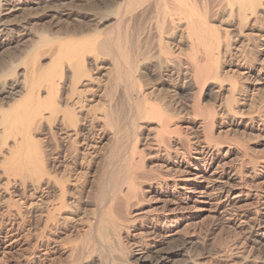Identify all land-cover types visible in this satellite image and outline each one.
<instances>
[{"label":"rangeland","instance_id":"1","mask_svg":"<svg viewBox=\"0 0 264 264\" xmlns=\"http://www.w3.org/2000/svg\"><path fill=\"white\" fill-rule=\"evenodd\" d=\"M24 1L29 3L23 4L20 10H15L10 15L4 16L2 15L4 12H0V25L3 24L0 28L1 69L6 67V63L10 61H14V63H19V61L24 63L25 61L26 66L24 68L30 67V64L27 66L26 59L33 54L37 55V53L38 55L42 54V59L39 58L40 60L38 59L39 61L36 64H39V67L42 66L41 69L44 68L43 66L49 63L50 58L53 59L50 53L52 52L55 55L58 52L57 49L60 43L55 41L53 43L55 46L52 44L53 47H51V40L48 39L47 43L49 45L45 43L48 45L45 46V44L37 43L39 38L46 33L45 38L50 37L53 39L61 33V29H58V27L62 26V29H66L69 27V23L72 27L79 22L87 24L88 20L82 18L87 17L95 3L99 2V0H53L50 4L46 3V0H39L40 2L37 0H22V2ZM123 1L118 0L117 2L122 4ZM67 4L69 5L66 7ZM63 6L64 8H62ZM69 6H72V8H68ZM45 7L46 9H44ZM55 11L68 14V16L56 15ZM50 14L51 16H49ZM50 17L51 19H49ZM58 21L61 22L58 23ZM111 21L113 20H104L99 24L97 40L102 39L103 36L101 35L109 28L113 27L112 30L118 32ZM260 24V21L257 23L254 20L250 21L248 27L244 28L241 35L238 34L236 41L232 43L230 55L219 58L218 64L223 75L222 81H206L205 87L211 88L212 91L208 96L201 95L202 108H200L201 106L195 108L192 105L193 99L198 98L196 91H189L191 94L188 92V94H183L184 96L181 95L180 102H182V105L180 104L178 108L179 114L174 118L176 120H172L169 124L171 126H168V131L170 130L169 133L167 131L168 134L159 128L160 125L155 123L156 120H153L154 122L150 121L151 123L139 120L138 127L141 125V129L131 127L134 131L132 132L134 135L131 136L132 129L129 128L131 126L129 124L130 115L126 116V114L133 113L134 105L130 106V104H133L138 96L132 91V94L131 92L127 94L128 97L122 94L123 89L127 86L124 79L117 82V87L115 86V81L111 77L115 79L116 72L112 69V62L109 58H105L106 62L104 61L103 67L101 66V69L98 70L100 71L98 72L100 75L96 79L98 82L94 81L95 84L92 82L93 85L91 86L83 80L82 84L77 86L78 92H84L80 96H85V98H81L78 93L76 94L80 97L82 103L75 104L78 101L76 95H72L67 100L66 107L62 103L63 108H65L62 110L72 108L79 120L82 119L81 121L88 122L89 127L88 125L87 127L90 132L88 131L86 146L79 148L76 153L71 150L74 139L73 127L70 128L71 126L69 127L68 123V128L65 127L66 124H58L61 114L57 115L58 119L56 118L54 123V125L56 123L59 125V131H57L56 136L50 137L48 135V138H51L50 140L47 138L48 133H45L48 132L46 124L41 127L44 131H32L34 140L41 150L38 149L42 152L43 157H46L43 165V168L47 166V168H44L45 175L42 173L38 176L39 168L37 167L30 169L27 166L30 171L26 172L27 169L22 167L20 161H15L16 158L13 160L18 155L19 150L22 149V142H19L20 139L22 141V137L19 134V136L15 135L14 137L16 141L19 140L17 146L22 145L18 148L17 143L12 138L13 135L8 138L5 131L2 135V129L5 130V125L3 126L1 123V116L3 115L0 112V144L3 140L6 143H3V146L1 144L2 147L0 146V264H85L87 257L88 260L97 259L100 255H97L99 250L102 253L99 259H102L105 264H118L119 260L123 264H134L130 260H126L127 256H138L143 252L145 246L147 247V244L148 247H151L160 243H163V248L168 249V251H176L181 245L184 246L185 243H190V245H185L187 249L185 248L184 251L188 253L189 260H192L195 264H264V254L261 246L255 244L249 238V233L255 230H258L264 236V29L262 30ZM181 33H183V30ZM70 36H68V39L70 38L73 41L81 39V36L78 35L74 37L70 34ZM182 36H184V33ZM182 41L185 40L182 39ZM36 43L39 44V47ZM74 46L85 49L87 43L83 46L81 44H74ZM78 48L77 50H79ZM184 48L186 50V44L183 45ZM45 50L47 51L45 52ZM43 52L47 55H44ZM89 54H85V56H89H86L87 59L93 58L92 54ZM54 58L57 63L56 66L60 65L57 66L58 69L55 72H53L54 69H51V72L50 70L47 71L49 73L45 72V77L41 80L40 86L41 89L44 86L43 90H46L44 89L46 88V82L43 83L45 78L58 74L60 67L64 68L63 71L61 70L62 75L68 76L71 74V65L69 64H73L77 60V58L70 60L71 57L68 56L67 59L63 56L62 59L61 57ZM180 58L183 61V66L177 70L178 72L170 66H166L161 57H153L148 62L149 64L146 63L147 65H144V67L148 69L145 73L138 69L136 73L138 75H134V77H138L143 86L141 89L142 95L144 93V95L150 96L153 91L158 93L161 92L160 90L168 89V96H173L174 93L178 92V87L182 82L190 81L192 79V69L188 67L187 62L184 63L185 57ZM139 60L141 61V57L138 58ZM27 61L30 63L31 59L28 58ZM158 63L159 66H155ZM150 64L154 67L152 68ZM160 65H162L161 72L159 70ZM21 66L23 68V64ZM110 69H112V74L109 75ZM184 71L186 76L182 77L181 73H185ZM37 75L38 79H41L39 78V71H34L31 80H34L33 78L38 80ZM178 77L182 81L179 82ZM164 78L165 81L163 82ZM109 80L112 81L109 83ZM233 83L235 85L234 89L230 87ZM159 85L163 87H159ZM65 86L62 87V91L60 89V92L61 95L65 94L63 96L68 98L70 96L68 90L70 89ZM111 86L115 90H111ZM40 88L39 96L44 98L46 92H42ZM93 88H95L94 91ZM86 90L93 93H88ZM19 92L18 96L16 94L13 97L0 100V110L7 112L9 110L8 105L20 100L19 96L23 93L22 89ZM108 98L110 102H108ZM113 100L115 104L111 103ZM68 104L73 106L69 107ZM110 106L116 108V111L119 109L116 112L117 120L111 121L113 126L109 125V122L107 123L103 116V111L110 109ZM122 106L126 107V110L131 107V111L127 113ZM122 109L123 111H121ZM119 111L121 113H118ZM44 113L43 115L46 116L47 112ZM119 114L121 117H119ZM101 116L104 119H101ZM62 125L64 128H62ZM107 126H110L112 132ZM112 127L115 129V134ZM102 128H105L104 131ZM162 133H166V135ZM161 138L162 142L160 141ZM54 139L57 142L53 141ZM53 144L55 147H53ZM135 144L136 146H134ZM13 148H16L14 152H12ZM131 148L136 149L138 153H134ZM207 150L210 151L209 154L205 153ZM71 151L73 152L71 153ZM11 154H13V158ZM130 155L133 156V159ZM19 156L24 162L22 155H18L17 158ZM126 168L127 170H125ZM29 172H33L36 178L31 176ZM185 178H188L187 183ZM52 181L53 183L60 182L62 184L60 186L67 190L65 191L66 196L63 197L64 201L62 200V210L60 206L61 197L58 198L61 189V187H58L60 183L55 185L56 183L53 184ZM25 183L27 185L29 183V187ZM23 186H26V188H23ZM57 187L60 188L59 191ZM122 193L128 197L127 200ZM117 194L124 197V199ZM111 195L114 196L113 199ZM111 199L113 200L112 205L110 204ZM117 201L121 203L118 202L119 204L116 205ZM108 207H110L109 210H107ZM105 209L107 217H104V219L105 212L103 213V211ZM117 209L123 210L119 212ZM124 211L125 215H123ZM108 215L112 216V223L107 220ZM118 216L121 217V222L124 221L123 223L127 227H124L125 225L118 220ZM103 219L108 223L104 224ZM116 221L117 223H115ZM118 223L122 225L120 226ZM90 224L92 226H89ZM106 224L108 226H104ZM88 226L91 227L89 232L87 230ZM101 226L106 227L105 231L109 229L108 232L114 227L117 232V230H121L122 226L123 229L126 228L127 230L122 229L121 232H117V237L110 234L109 242H111V246H108V248L105 242L99 239L101 237L100 233L104 231L100 229ZM115 239H118V243H114ZM184 241L186 242L184 243ZM191 243L193 244L191 245ZM123 245L125 248H122ZM98 246H102V249H98ZM119 249H121V255H118L120 253ZM123 249L126 250V255L122 251ZM183 259V257H178L169 264H182ZM141 264H148V262Z\"/></svg>","mask_w":264,"mask_h":264},{"label":"bare ground","instance_id":"2","mask_svg":"<svg viewBox=\"0 0 264 264\" xmlns=\"http://www.w3.org/2000/svg\"><path fill=\"white\" fill-rule=\"evenodd\" d=\"M37 1H39V0H37ZM52 1L53 0H46V3H50L51 4ZM117 1L116 0H99V2L97 4L95 3L93 9H91V12H89L90 14L88 13L89 15L87 17H83L82 18L83 20L84 19L88 20L87 24H82V22L78 23L76 21L78 24H76V26L73 25L74 27H72L70 25V23H69V27L71 26V29L69 27H67L69 29H67V28L66 29H62V26L60 28L57 26L58 29H61V33H59L58 36L53 37V39H55L54 42H52L53 39H51L49 36H48L49 38H45V34L46 33H44L43 34L44 36H41V37L39 36L40 35L39 34L38 36L40 38L37 36V38H39V42L36 41L37 43H40V44L42 43V45L46 43V44L49 45V43H47L48 39L51 40L50 41V46L53 43H55V41H59V43H60L59 44V48L57 49L58 52L56 51L57 53L55 55H53L54 53L52 54V52H51L50 53L52 55L51 56L49 54L50 51L48 52V54L53 59L50 58L49 63L46 66H43L44 68L41 69L42 66L39 67V64H36L40 59H42V57H41L42 54L38 55V53H37V55L33 54L31 57L30 56L28 57L29 59H31L30 63H28V61H27L28 58L26 59L27 66H28V64H30L31 65V66L29 65L30 67L24 68L26 66L25 61H24V63H22V61H19V63H14V61H10L9 63H6L7 64L6 67H4L2 69L0 67V79H2L0 81V100H3L5 98L13 97L16 94L18 96L19 95L18 93H20L19 91L21 89L23 91V93H21L20 96H19L20 100H16V102H14L13 104L8 105L9 106V110L7 112H3L2 110H0V112L3 115V116H1V118H2L1 119V123H2L3 126L5 125V130L2 129V133H3V131H5V135L7 134L8 136L6 135V137H8V138H9V136L11 137L12 135H13L12 138H14L15 135L16 136L21 135V137H22V141H21L20 138H19L20 141L19 140L16 141L15 138H14V142H16V143L18 141L20 143L22 142L23 146L21 144L20 145L22 146L23 150L22 149H20V150L18 149L20 147V145L17 146L18 143L16 144V146L18 147L17 149L19 150L18 155H22V158L24 159L23 160L24 162H22V160L20 159L21 158L20 156L17 158L18 155L16 157L13 156L14 157L13 158L12 157L13 154H11V157L13 158V160L16 158L15 161H17V162L20 161L21 162L20 164L22 165V167H25V169H27L26 172L30 171V170H28V168L32 169L33 167H37V168H39L38 176L40 174H42V173H43V175H45L44 174V168H47V166H45L43 168V165L45 164L44 162L46 161V157L45 158L43 157L42 152L40 151L41 149L38 147L37 142L34 140V136H33L32 131L35 130V131L39 132V131L42 130L41 127H43V125L45 126V124H46L47 125V129H48V132H45V133H48L47 134V138H48V135L50 137H53V135L56 136L57 135V131H59V125H57V123H56V125H54V123H55V120H56L58 114H61V116H59V119L57 118L59 120L58 124H60V123L62 124L63 123V124H66L65 127H67V123H68L69 127L71 126L70 128L73 127L72 128L73 130L72 129L71 130L73 131L72 134L74 136V139H73V142L71 141L72 139L70 140L73 143V144H71V150H73L76 153V151H78L79 148H82V147L86 146L85 144H87V143H85V142L88 141L86 139H87V136H88V131L90 130V129L88 130V127H89L88 122L87 121H81L82 119L79 120L78 116L75 115L76 112H74V109H72V108H71L72 110L71 109L68 110L69 109L68 107H67L68 109L66 108L67 110H62V109H65V108H63V104L66 107L67 106V100H69L72 95H76L78 93V95L80 96L82 93H84L82 91L78 92L79 90L77 91V86L81 85L83 80L87 81L88 84H91L92 82L97 81L96 79H98L97 77L100 75L98 73L100 71H98V70L101 69L100 67L102 66V64H104L105 58H107V59L109 58L111 60L112 69H114V71L116 72V78L113 79L111 77V79L115 81L114 82L115 86L117 87V82H119L122 79H124V80H126L125 83H127L126 84L127 86L124 89H123V86H122V89L124 91L122 94L124 96L128 97L127 94L132 91L135 94H137V96H138L137 100L134 101V103L132 101L133 104H130V106L134 105L133 106L134 109L132 110L133 113L126 114V116L130 115V123L129 124L131 126L129 125L130 126L129 128L132 127V128L141 129L140 128L141 127L140 124H139L140 127H138V122H140L139 120H145L146 121V122L144 121L145 123H147V122L151 123L153 120L154 121L156 120L155 123H158L160 125V126L158 125L159 128L164 130L167 133L169 127L171 126V125L169 126V124H171L172 120L175 121L176 119L174 120V118L177 117L178 114H179L178 108H179L180 104L182 103V102H180L181 101L180 100L181 95L186 94V93L188 94L189 91H191V92L192 91H196V93L198 94L197 95L198 98L197 99H195V98L193 99L192 105H194L195 108H198V107H200L202 105V103L200 102L201 95L202 96H208L210 91H212L211 88L208 89L207 87H205L206 86V81L207 80L208 81L209 80H214V81L215 80H218V81L220 80V82L222 81L223 75L221 74V71H220L221 68H220V66L218 64L219 58L220 57H225V55H227V56L230 55V52H231L230 47H232V43H234L236 41L238 34L240 36L242 30L244 28L246 29V27H248L250 21L254 20V22L256 21V23L258 21H260V23H261L260 27L262 28V30L264 29V0H124L122 4L120 3L121 1L120 2H117ZM27 2L28 1L22 2V0H2V1H0V12L1 13L4 12V14H2L4 16L5 15H10V14L14 13L15 10H20L21 6H23V4H25V3L27 4ZM90 2H92V1H90ZM36 5H38V4H36ZM68 5L69 4H67L66 7ZM81 5H83V4H81ZM70 7L72 8V6H69L68 8H70ZM74 7H75V5H74ZM88 7H89V5H88ZM62 8H64V6ZM44 9H46V7ZM80 9H81V7H80ZM87 9H89V8H87ZM83 10H84V8H83ZM83 10H81V11H83ZM26 11H27V9H26ZM60 11L59 12L55 11L56 15L59 14V16H68V14L61 13ZM74 11H76V10H74ZM18 13H20V12H18ZM83 14H85V13H83ZM49 16H51V14ZM36 19H37V17H36ZM49 19H51V17ZM104 20L105 21L106 20H108V21L109 20H113L111 22H113L114 27L116 26L115 28H116V30L118 32L116 33L115 31H113L112 30L113 27L109 28L108 30H106L103 33V35H101V36H103L102 39L100 38V40H97L98 38H96V36H98V34H99L98 33V31H99L98 30V26ZM79 21H80V19H79ZM60 22L58 21V23H60ZM1 25H3V24H1ZM1 25H0V28H1ZM56 25H58V24H56ZM121 25H122V28H121ZM41 30H42V28H41ZM182 30H183L184 36H182L183 35V33H181ZM34 33H35V31H34ZM49 34H51V33H49ZM70 34L74 35V37H75V35L81 36V39L78 37L79 38L78 41L70 40V38L68 39V36H70ZM76 39H77V37H76ZM182 39L185 40V41H182ZM85 41L87 43V48H85V49L84 48L82 49L80 47L78 48L77 46H74V44L75 45L76 44L77 45L81 44L83 46V44L84 45L86 44V43H84ZM37 43H36V45H37ZM46 44H45V46H48ZM57 44H58V42H57ZM185 44H186V50H185V48L183 49V45L185 46ZM53 45L55 46V44H53ZM53 45L51 47H53ZM32 47H33V45H32ZM37 47H39V44L37 45ZM76 47L79 50H77ZM47 48H49V47H47ZM45 49H46V47H45ZM47 50H45V52ZM49 50H51V49L49 48ZM87 53L88 54L91 53L93 58H88L87 59V57L90 56V54H89V56L86 55L87 56L86 57L85 54H87ZM43 54H44V52H43ZM44 55H47V53L44 54ZM62 56L65 57L66 59H67V56L71 57L70 60L77 58V60L73 64H69V65H71V71L69 69L71 74H69L68 76L67 75L65 76V74H64V76H63L62 75V73H63L62 69H64V68L60 67V72L58 74H55V76H53V77L52 76L47 77L43 81V83L46 82V84L44 83L45 87H46L44 89H46L47 91L43 90V87H44L43 84H42L43 87L41 89L40 88L41 83H42L41 80H43V78L45 77V75H44L45 72H47L49 70L51 72V69H54L53 72H55V70L57 71V69H58L57 66L60 65V64H58L56 66L57 63L55 62V58L54 57H61V59H62ZM140 57H141V61L140 60L138 61V58H140ZM153 57H161L163 59V63H165L166 66H170L174 71L175 70L176 71L179 70V68H181L183 66L182 65L183 61L181 60L180 57H185L186 59H184V63L187 62L189 64L188 67H190L192 69V77H191L192 79L190 81L182 82L179 85V87H178L179 88L178 92L174 93L173 96H171V95L168 96V89L167 88H166L167 90H163V91L160 90L161 92H158V93H155L154 91L152 92V94L149 93L152 96L151 95L147 96V94L144 95V93L142 95L141 89H142L143 86H142L141 82L139 81L138 77L135 78L134 75H138V74H136L138 69L139 70L141 69L143 71V73H145L146 69H148V68L144 67V65H147L146 63H148ZM10 59H11V57H10ZM12 59H14V58L12 57ZM15 59L17 60V58H15ZM22 64H23V68L24 69L21 66ZM109 65H110V61H109ZM61 66H63V65H61ZM155 66H159V63L157 65H155ZM153 67H154V65L152 66V68ZM69 68H70V66H69ZM112 69H110L109 75L112 74L111 73ZM159 70L161 72L162 65H160ZM34 71H39V78H41V79H38V75H37V77L36 76L35 77L38 80H35V78H33L34 80H31V77H32V74L34 73ZM156 71L158 72V70H156ZM149 72H150V70H149ZM167 72H169V71H167ZM47 73H49V72H47ZM94 75H96V77H94ZM170 75H171V73H170ZM177 75H179V74H177ZM181 76L185 77L186 76V72L185 73H181ZM33 77H34V75H33ZM63 78H64V80H63ZM156 78H157V76H156ZM178 78H179V82L182 81L180 77H178ZM109 79H110V77H109ZM111 81L109 80V83ZM164 81H165V78H164L163 82ZM94 84H95V82H94ZM114 84H111V85H114ZM212 84L214 85V83H212ZM65 85L68 86L69 89H70V90H68L66 88L69 91V94H70V96L68 98L63 96L65 94L61 95V92H60V89L62 91V87L65 86ZM92 85L93 84H91V86ZM164 85H166V84H164ZM160 86H162V85H159V87ZM230 87L232 89H234V87H235L234 83L232 85H230ZM39 88L42 90V92L43 91L46 92V95L44 96V98H42V96H39V93H38L39 92ZM108 88H110V87H108ZM94 89L95 88H93V91H94ZM110 89L111 90H115V89H112V86H111ZM64 90L65 89L63 88V91ZM88 90H86L88 93H93V92L88 91ZM132 92H131V94H132ZM97 93H98V91H97ZM109 93H111V92H109ZM169 93H170V91H169ZM115 94H116V92H115ZM78 95H76V96H78ZM67 96H68V94H67ZM79 96H78V101L75 102V104H80V102H81L80 97L81 96L80 97ZM106 96H107V93H106ZM232 96H233V94H232ZM81 98H85V96L81 97ZM116 98H118V97H116ZM121 98H122V96H121ZM14 99H15V97H14ZM126 100H127V98H126ZM6 101H7V99H6ZM65 101H66V104H65ZM108 102H110V99L108 100ZM111 103L115 104L114 100ZM71 105L72 104H70V105L68 104L69 107ZM109 105H110V103H109ZM123 108H125L124 110H126V107H123ZM200 108H202V106ZM87 109H88V107H87ZM127 109H128V107H127ZM205 109H207V108H205ZM45 111L47 112L46 116H44L45 115V113H44ZM117 111H116V108H113L111 106H110V109L109 108L107 109V111H106V109L103 111L104 112L103 116H104L105 120L107 121V123L109 122L108 123L109 125L111 124V121L114 122L115 120H117V114H116ZM121 111H123V109ZM130 111H131V107H129V109L126 110L127 113L130 112ZM43 113H44V115H43ZM88 113H90V112H88ZM118 113H121V112L119 111ZM211 113H212V111H211ZM119 117H121L120 114H119ZM104 118H102V116H101V119H104ZM93 119H95V118H93ZM1 123H0V126H1ZM87 125H88V127H87ZM111 125L113 126V123ZM107 127L109 128L110 126H107ZM114 127L116 128L115 125H114ZM114 127H112V129ZM62 128H64V126ZM104 129H103V131H104ZM109 130H111V129L109 128ZM42 131H44V130H42ZM100 131H102V130H100ZM114 131H115V129H113V132ZM169 131H168V133H169ZM60 132H61V130H60ZM111 132H112V130H111ZM132 132H134L133 129H132L131 133ZM166 133H162V134L166 135ZM0 134H1V132H0ZM114 134H115V132H114ZM2 135H4V133ZM133 135L134 134L132 133L131 136H133ZM57 137H59V136H57ZM48 139L50 140L51 138H48ZM36 140H37V137H36ZM53 141L57 142V140H55V139ZM160 141L161 142L163 141L162 138H161ZM71 142H69V143H71ZM3 143L6 144L4 142V140L1 143L2 146H3ZM1 144H0V146H1ZM54 144L56 145L57 143H54ZM55 145L53 147H55ZM68 145H70V144H68ZM50 146L52 147V145H50ZM134 146H136V144ZM134 146H131V147H134ZM1 147H0V149H1ZM13 147H14V145H13ZM134 148H131V149L134 150ZM15 149L12 150V152H14ZM67 149L69 150V148H67ZM60 151H61V149H60ZM73 151H71V153ZM135 152H137L136 149L134 150V153ZM16 153H17V150H16ZM43 153H44V151H43ZM132 153H133V151H132ZM205 153L209 154L210 151L207 150ZM8 154L10 155V153H8ZM132 155H134V154H132ZM132 155H130V156H132ZM137 156H139V155H137ZM33 157H35V159H33ZM132 159H133V156H132ZM178 165H180V164H178ZM27 166H29V167L27 168ZM20 169H23V168H20ZM125 170H127V168ZM18 171H21V170H18ZM29 173H31L30 174L31 176H34L33 172H29ZM30 175H29V177H31ZM47 176H49V175L47 174ZM129 176H128V178H130ZM64 177H65V175H64ZM35 178H33V179H35ZM58 178L59 177L57 176V179ZM28 179H30V178H28ZM54 179L56 180V178H54ZM125 179L127 180V177ZM130 179H132V178H130ZM187 179L185 178L186 183H187ZM189 180H191V179H189ZM29 181L31 182V180H29ZM36 181H38V180H36ZM64 181H66V180H64ZM26 182H28V181H26ZM183 182H185V181H183ZM52 183H53V181H52ZM55 183H53V184H55ZM59 183H56L55 185H57ZM30 184H32V183H30ZM37 184H39V183H37ZM65 184H64V186H65ZM21 185H19V186H21ZM25 185H27V184L25 183ZM28 185H29V183H28ZM60 185H62V184L60 183L58 185V187H61ZM131 185L133 186L132 183H131ZM32 186H30V187H32ZM34 186H37V185H34ZM183 186H184V184H183ZM183 186H181V187H183ZM23 188H26V186L25 187L23 186ZM59 189L60 188H58L57 190L59 191ZM65 189H67V188H65ZM30 190H31V188H30ZM226 190H228V189H226ZM28 191H29V189H28ZM65 191H67V190H64V187L63 188L61 187V189L59 191L60 192L59 197H58V194H57V197L59 199L61 197V202H60L61 210L63 209V201H64L63 197L66 196V194H67V193H65ZM133 191H135V190H133ZM133 191H131V192H133ZM218 191H219V189H218ZM218 191H216V192H218ZM134 193H136V192H134ZM134 193H132V194H134ZM122 195H124V194L122 193ZM129 197H130V195H129ZM113 198H114V196H112V199ZM115 198H117V197H115ZM120 198L124 199V197H120ZM127 198L128 197H126V200H127ZM136 199L139 200L137 197H136ZM118 202L121 203L122 200H121V202L117 201V204L116 203L115 204L118 205L119 204ZM123 202H126V201H123ZM101 203H102V201H101ZM110 204L111 205L113 204V200H112V202L110 201ZM124 204H122V205H124ZM128 204H129V201H128ZM57 207L59 208L58 205H57ZM57 207H55V208H57ZM105 207H107V206L105 205ZM114 207H115V205H114ZM64 208H65V206H64ZM109 208L110 207H108L107 210H109ZM126 208L128 209V206ZM59 209H56V210H59ZM117 210H119V209H117ZM121 210H123V209H121ZM121 210H119V212H121ZM105 211H106V209L103 211V213ZM51 212H52V210H51ZM225 212H226V210H225ZM52 213L54 214V212H52ZM123 215H125V211H124ZM102 216H103V214H102ZM104 217L105 218L107 217L106 212H105V216H103V218ZM111 217L112 216L108 215V219L107 220L109 222L111 221ZM120 218L121 217H119L118 220L121 222L122 220ZM104 219H103L102 222H104V224H105L107 221L105 222ZM48 220H49V218H48ZM125 221H126V219H125ZM123 222H121V223L123 225H125L124 227H127L126 224H124ZM111 223H112V221H111ZM115 223H117V221ZM118 224H120V223H118ZM122 224H120V226ZM89 226H92V225L90 224ZM104 226H108V225L106 224ZM101 227L102 228H100V229H103L104 231L103 230H102L103 232L101 231L102 233H100L101 237L99 239H102V241L105 242L107 247L111 246L110 245L111 242H109L110 234L113 237H117V232H121V230L123 229V226H122L121 230L119 229L120 231L117 230V232H116V228L114 227V228H112V230L110 232H108L109 229L107 231H105L106 227L105 228H103V226H101ZM238 228H239V226H238ZM90 229H91V227H89L87 229L88 232H89ZM117 229H118V226H117ZM125 229L126 228H124L123 230H125ZM244 229H246V228H244ZM107 232H108V234H107ZM246 232L248 233V231H246ZM119 235H120V233H119ZM127 236H128V234H127ZM249 238H251V240L253 242H255V244L261 246L262 253L264 254V236H263V234L261 232H259L258 230H255V231H252V232L249 233ZM120 239H121V237L119 238V240ZM115 240L116 241L114 243H118L117 242L118 239H115ZM102 241H100V242L103 243ZM162 241L164 242V240H162ZM167 242H170V241H167ZM180 242H182V241H180ZM185 242L186 241H184V243ZM164 243L166 244V242H164ZM248 243H249V241H248ZM186 244L190 245V243H185V245ZM192 244L193 243H191V245ZM185 245L184 246L181 245L180 248L177 249L176 251H168V249L165 250L166 248L165 249L163 248V243H160L158 245L151 246V247H148V244H147V247L145 246V249H143L142 253H140L138 256L129 255V256H127L126 260L127 261L130 260L134 264H141L143 262H148V264H169L174 259H176L178 257H183L184 259L182 261V264H195V262L193 263L192 260H191L192 262L189 260L190 257L187 256L188 253L187 252L185 253L184 249L187 247V246L185 247ZM116 246H114V247H116ZM99 248L102 249V246H100V247L98 246V249ZM122 248H125L124 245H123ZM115 249L118 250L117 248H115ZM121 249H119L120 253L118 255L122 254L121 253ZM141 250L142 249L140 248V251ZM122 251H124V249ZM125 251H124V254L126 253ZM97 252H99V253H97V255L100 254L99 257L97 258V255H96L95 257L97 259H90V260H88V257H87V259L85 261V264H102L103 260L99 259V258H101L100 256H101L102 253H100V250L97 251ZM79 257L81 258V256H79ZM121 261H124V260H121ZM103 264H105L104 261H103ZM114 264H116V263H114ZM118 264H123V263H120V260H119Z\"/></svg>","mask_w":264,"mask_h":264}]
</instances>
